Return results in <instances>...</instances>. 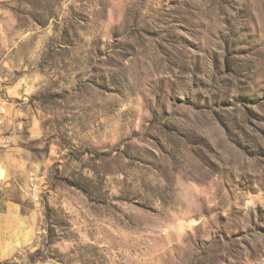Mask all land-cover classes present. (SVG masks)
<instances>
[{"label": "rangeland", "instance_id": "obj_1", "mask_svg": "<svg viewBox=\"0 0 264 264\" xmlns=\"http://www.w3.org/2000/svg\"><path fill=\"white\" fill-rule=\"evenodd\" d=\"M0 264H264V0H0Z\"/></svg>", "mask_w": 264, "mask_h": 264}]
</instances>
